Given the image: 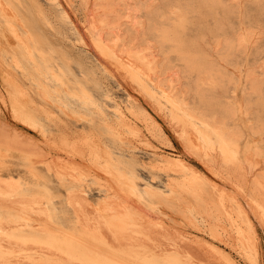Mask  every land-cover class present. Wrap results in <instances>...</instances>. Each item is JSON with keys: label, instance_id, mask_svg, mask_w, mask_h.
Returning <instances> with one entry per match:
<instances>
[{"label": "bare ground", "instance_id": "6f19581e", "mask_svg": "<svg viewBox=\"0 0 264 264\" xmlns=\"http://www.w3.org/2000/svg\"><path fill=\"white\" fill-rule=\"evenodd\" d=\"M16 1L15 4L14 0H0V11L9 12L7 28L23 48L26 58L32 61L37 75L31 74L30 78L34 85L42 88L45 96L51 91L40 77L50 75L63 91L83 103L93 104L101 114H104V106L125 125H130L133 118L142 121L149 126V135L156 136L169 147L174 145L165 129L176 131L175 137L182 151H166L151 144L150 138L137 137V142L143 141L144 145L152 147L150 153L153 155L146 161L148 166L166 176L161 186H154L156 184L140 183L132 171L119 170L103 160L94 139L84 133L75 138L59 133L57 146L54 139L49 144L46 138L32 143L27 139L25 127L39 131L44 137L41 117H47L48 113L41 109L37 115L28 90L4 70L3 80L0 77L4 81V88H0V264H9L20 253L28 264H58L55 256L60 255L67 259V264H173L170 261L173 258L140 255L137 260L132 258V253L138 255V250L144 248L141 241L143 223L164 230L167 220L181 224L182 220L177 222L174 215L170 216L163 209L182 216L194 227L200 222L204 230L201 228L197 232L202 238L211 234L220 239V225L223 231L236 230L239 251L246 255L247 261L255 260L261 245L256 224L264 226V175L252 176L257 157L262 155L264 148L259 142L251 143L248 139L241 143L246 137V128L247 135L259 136L264 141V66L259 72L255 68L247 69L246 86L237 97L238 78L233 76L230 66L237 53L246 50L249 35L240 30V24L235 26L237 2L81 0L84 5L89 4L86 12L90 18L84 22L76 17L68 0H34L40 14L45 18L49 14L58 29L86 47L95 57L99 69L115 81L126 97L116 101L107 91L101 94L102 103L99 104L86 87L87 82L83 84L58 63L35 33L17 28L18 22L24 26L29 20L18 14L22 5L20 0ZM250 1L255 2V8L248 14L250 11H245V16L249 17L250 23L263 22V1ZM256 50L260 51L259 48ZM34 53L40 65L35 61ZM12 61L14 67L24 70L16 56L13 55ZM84 74L81 73L86 79L87 74L86 77ZM61 91V88L53 89L56 95ZM3 108L6 112H1ZM6 113L23 127L17 128V123L9 120ZM108 120L103 118V124L107 126ZM115 123L113 126L117 127ZM124 124L123 127L118 125L126 130ZM115 134L112 133L114 137ZM122 141L120 143L126 145L130 143ZM14 150L20 154L17 164L7 161ZM215 163L229 171L223 172L222 168L216 167L218 172L224 173L222 179L214 176L218 173L214 171ZM225 173H228L227 177ZM55 179L62 183L72 182L69 193L76 187L85 193L83 185L87 189L95 186L100 195L94 205L86 196L81 198L82 194L72 193L67 197L70 204L78 206L82 201H88L93 216L86 213L89 209L79 206L82 210H75L78 225L53 229L47 220L52 221L51 211L58 196L53 186ZM81 206L86 207L85 204ZM33 214L43 216L40 227H36L39 223L35 224V221L39 219L32 217ZM25 229L30 233H24ZM38 229L44 238L39 236ZM177 235L183 240L199 238L191 231ZM227 262L244 264L238 257Z\"/></svg>", "mask_w": 264, "mask_h": 264}, {"label": "rangeland", "instance_id": "374dc122", "mask_svg": "<svg viewBox=\"0 0 264 264\" xmlns=\"http://www.w3.org/2000/svg\"><path fill=\"white\" fill-rule=\"evenodd\" d=\"M230 1L231 2H237V7L235 8L236 12L234 15V23H235L236 28H237L238 24H240V30L249 34L248 39H247L246 50L242 53H237V55L233 59L234 60L233 66H230V70L232 71L233 76L238 78V84H237V88L235 90V93H236L237 97H240L242 94L241 91H243L242 87L246 86V81H245L246 79L245 78H246L247 69L248 68H255L256 71L258 70L257 72H259L260 68H262L261 66L262 65L264 66V60H263L264 59V57H263L264 56V24H263L264 21L260 22V23H254V22L250 23L249 17L245 16L246 15L245 11H250V12H247V14H248L254 10L255 2L254 3H253V1L249 2V0H229V2ZM262 1H263L262 6L264 8V0H262ZM16 2L17 1L14 0L15 4H16ZM19 2L21 3L22 6H21V9L19 10L20 13H18V14L26 17L27 21L29 20V22L26 25L24 24V26L20 25L18 22L17 28L22 32H24V29L25 30L28 29V30H31L33 33H35L37 35V37L39 38V41L43 45H45L48 50L51 51V55L57 60L58 63H60L64 67H66L83 84H85L87 82L85 84L86 87L89 89V91L92 93V95H94L95 99L97 100V102L99 104L102 103L101 94L107 93V91H109L108 94H110V96H112L114 98V100H116V101H120L122 99L124 100L126 98L123 91L121 89H118L115 81L110 76H108L107 74H104L99 69V67L97 66V62L95 60V57H93V55L89 51L86 50V47L79 45V43H77L72 36H70V35L64 33L63 31H61L60 29H58L55 26V24L52 22V19H51L52 17H50L49 14L46 16V18L43 14H40L37 10L38 8L36 7L37 5L34 2V0H20ZM68 2L70 5V8L72 9V11L76 15V17L78 16L80 21L86 22L89 20L90 15L89 14L87 15V12H86V6H88L89 4L84 5L81 2V0L80 1L68 0ZM250 3H252V4H250ZM131 4H133V3H131ZM238 4H239V6H238ZM263 8H262V11L264 12ZM8 10L9 9H7V11ZM237 11H238V13H237ZM7 13H9V12H7ZM7 13H6V11H5V13L0 11V68H1L0 69V77L3 80V76L5 74V71L7 73H9L11 76L15 77L17 79V81L19 83H21L28 90V93L30 94V96L33 100V103H34L32 108L35 109L36 114L38 115L40 113L41 109L42 110L44 109L48 113L47 117H45V118L41 117V120H42L44 127H45L44 128L45 129L44 137L41 136V133L39 131L32 129V128L25 127L26 131L28 132V136H29V137H27V139H29L32 143H34V141L43 140V138H44V140H46V139L48 140L47 142L49 144H50V142L53 143L55 140L54 144H56V146H57V143L59 144V139H57L58 135H61L62 133L63 134L67 133L68 137L71 136L69 138H72L73 136H74L73 138H75L77 135L78 136L79 135L84 136V134L89 135L94 139V141L97 145V149L99 150L100 154L103 156V160L108 161L109 163H111L114 167H116L119 170H122L125 172L132 171L138 177V181L140 183L148 182L152 185L156 184L154 186H161L166 181V179H165L166 176L159 171L151 169L146 162L153 155V153H150V152H152V150H151L152 147L146 146L147 144L144 145L143 141L139 142V140H138V142H137L136 140L138 139L137 137H139V139L140 138L141 139L150 138L149 140L151 141V144H153L154 146H158L159 148H162V149L164 148V150L166 149V151H173L175 149L177 151H182V147L180 146V144L177 141V138L175 137V136H177V135H175L176 131L174 132V130H173V132H172L171 131L172 129H171L168 132V130L165 129L169 139L172 141V144L174 145V147H169L170 145L166 144L164 141H162L158 138L156 139V136L153 137L154 135H152V134H150V135H152V136H150L149 135L150 129H148L149 126H146L142 121H140V120L136 121V119L133 118V120H135V122H133V120H132V123H129L130 125H125L121 121L116 120L117 118L115 116H113V113L109 107H104V106H103L104 114L103 113L101 114L100 112H98V110L96 109V106H94L93 104L83 103L77 97L71 96L70 94L66 93V91H63V88L50 75H45V76L40 77L41 82L44 85H46V87L49 91H51L49 94L46 95L48 97V99H47V97L44 95V93L42 91V88L40 86H36V84L34 85L33 81L30 78L31 74H33V77H36L37 74L34 70V66L32 64V61H29L26 58L23 48L17 43L16 39L13 37V35L9 32V30L7 28L6 19L8 18V16H10ZM44 18H45V21H44ZM45 22H46V24H45ZM255 24H256V26H255ZM255 27H257V28H255ZM74 43H75V45H74ZM77 45L79 47H81L82 49L79 48ZM259 46H261V47H259ZM258 48L260 49V51L256 50ZM256 51H257V53H256ZM13 55L16 56L21 61L22 66H23L22 68L24 69L23 70L24 74H23V71H21V70H19L13 66L14 65L13 61H12ZM34 57H35V61L38 62V64L40 65V60H39L36 53H34ZM89 59H92L91 62ZM85 67H86V69H85ZM18 72H22V73L20 74ZM81 73H83V74L85 73L84 74L85 77L87 74L86 79L81 75ZM243 74H244V76H243ZM23 75H25V76H23ZM1 78H0V88H4V81L2 82ZM97 83H98V85H97ZM31 84L33 87L31 86ZM54 88H61L62 91L57 93V95H56L53 93ZM43 96L46 98L44 99ZM119 97H120V99H119ZM99 98H100V100H99ZM168 108H169V105L167 104V109ZM3 110H4V112H6L5 108H3L1 112H3ZM6 115H8V114L6 113ZM10 116L11 115H8L6 117H8L9 120L13 121V118ZM103 118L109 119L108 121H110V122L107 123V126L103 124V121H102ZM49 120H50V122H49ZM114 121L116 122L115 124H117V127L113 126ZM13 122L17 123V128H18V126H19V128L23 127L22 124H20V122H18L16 120H14ZM110 123H111V125H110ZM136 123L139 125L137 126ZM118 124L121 126H122V124L127 126L126 128L124 126V128L126 130H123V128H122L123 126L120 127ZM129 126H130V128H128ZM108 127H109V129H108ZM131 127H133V128H131ZM113 129H114V131H113ZM115 129H117V131H115ZM128 129H130L131 131ZM133 129H136L135 132ZM128 131H130L129 133L133 132L135 134L131 133L132 134L131 135L128 133ZM247 131L248 130L246 128V137L244 139H242L241 144H244V140L248 139V141H250L251 143L259 142L262 145V147L264 148V141L260 140V137L256 136V135L250 137L249 135H247V133H248ZM116 132H119V133H116ZM124 132H126V133H124ZM151 132H153V131H150V133ZM59 133H61V134H59ZM112 133H113V135L116 133L118 136H116V134H115V137H114L112 135ZM39 136L41 139L39 138ZM46 136H48V137H46ZM122 138H123V141L128 140L130 143H128V145L120 143V141H122ZM125 145L127 147H125ZM46 146H48V145H46ZM136 146L138 148H135ZM84 151H85V149H84ZM19 155H20L19 151L14 150L7 157V161L12 163V164L19 163L18 162L19 161V158H18ZM110 155H111V157H109ZM257 159H258V162L254 166L255 172H254L252 177H255L254 175H256V176L264 175V172H262V169L264 171V151H263L261 156L257 157ZM7 161L5 163H7ZM193 164L195 165V163H193ZM217 166L220 169L222 168L220 164L218 165V163H215V165H214L215 173H217L219 171V168H218V171L216 170ZM14 167H18V165H15ZM7 169H8V167L5 168L4 170L7 171ZM222 169H223V172H229L227 169H224V168H222ZM223 172L221 171V173H223ZM218 173L216 175L214 174L215 178L220 179L221 177L225 176L224 173L222 174V176L220 175L221 174L220 172H218ZM225 174L227 177L228 173H225ZM217 175H219L220 177H218ZM230 177H231V174H230ZM232 178L234 179L233 175L231 177V180H232ZM149 180H151V181H149ZM232 181L235 183L236 180L234 179ZM53 186L55 187V190L58 192V196L55 199V207H53L54 209L51 211L52 214L50 213L51 217H52V221L47 220L48 224L53 229H57V228H61V227H68V226L72 227V226H74L73 224L78 225V223L76 222V216H75V210H78V209H81V210H82V208L83 209H89V210H85L86 213H88V215L90 217L93 216L94 212H93V209H92V206L90 205V203L94 205L96 203L97 197L100 195V193L98 192V189L95 186H91V187L89 186V189H87V186L83 185L82 188L85 190V193H82L81 191L76 190L79 187L73 188L76 192L73 190V191H70L71 193H69L68 188L72 187V182L71 183H65V182L62 183V181L55 179ZM240 186H242V185H240ZM244 188H247V187L244 186ZM72 193H76L77 195L82 194L81 198L83 196H86L90 203L88 201L86 203H84L82 201L79 204V206L82 208H80L77 204H74V205L70 204L67 200V197L69 194H72ZM86 193H88V194H86ZM84 204L86 206L85 208H84V206H81ZM163 210L166 213L168 212L169 215L171 214L170 216L174 215L173 217L177 218L176 219L177 222L182 220L181 222H179L181 224L171 223V220H169V221L167 220L166 221L167 224L164 225L165 226L164 227L165 230H164L162 228L160 229L158 227H154V226H152L146 222L143 223L142 224V230H144V232L142 233L143 236H142L141 241H142L144 248H140L138 250V255H136V253L135 254L132 253L133 260H137L139 258V255H140V256L145 257V258H147V257L161 258V259L173 258L174 260H170V261H172L173 264H229L227 262V260L228 261L231 259L236 260L238 257V260L241 262H244V264H252V262L247 261L246 255H244L245 257L243 256L242 250L239 251L240 242L237 239L238 233L234 229H229L227 231L226 229H228V227H229L227 224L225 225V223H224V227L226 228V226H227V228L225 229L226 231H223L220 228L221 225L219 226V232L222 231L221 232L222 238L220 237V239L219 238L216 239L217 237H215V236L213 237L210 234L212 236L211 237L210 235L206 234L205 237H203L205 240H203V238L201 237V234L199 232H197L198 230L201 231V228H202V230H204V228L200 222L196 221L197 226H195L196 227L195 228L194 224H189L187 219L185 220L182 216L175 214L174 212H172L169 209H163ZM32 217H38L39 220L35 221V224L39 223L38 225H36V227H40V224L42 225V223H43V220H42L43 216L33 214ZM178 219H180V220H178ZM182 222H183V224H182ZM255 222L257 223V221H255ZM179 225H180V227H179ZM181 225L185 226L189 230L188 229L186 230L185 227H184L185 229H183V227ZM256 225L258 226L256 232L261 238V245H260L259 254H257L255 257V261H256V264H264V244H263L264 243V235H263L264 234V232H263L264 226L261 224H258V223ZM166 226H168L169 229H166ZM199 226H200V229H199ZM181 227H182V229H180ZM170 228H172V229H170ZM176 229H177V234H179L182 231H191L195 234H198L199 238L197 240H189L186 238H185V240H183L182 238L178 237L179 235L176 234V231H175ZM38 230L40 231L39 236L44 238V235H43V233H41V230L40 229H38ZM193 230H196V232ZM24 233L29 234L30 231H28V229H25ZM223 233H224V235H223ZM107 237L109 239H111L110 238L111 236H109V234L107 235ZM212 238H214V239H212ZM262 245H263V247H262ZM214 248H216V249H214ZM236 249H238V250H236ZM240 249H241V247H240ZM238 251L241 252V253H239V256H241L240 254H242L241 258H239V256H238ZM21 254L22 253H20L19 255L18 254L15 255L16 257L14 256L13 258H17V259L13 260V258H12V260L14 262L11 260V262L9 264H23V263L28 264V263H26L25 258L23 256H21ZM231 254H233V255H231ZM244 254L248 255V253H246L245 251H244ZM228 255H229V257H228ZM236 255H237V257H236ZM55 257L57 260H59L58 264L69 263L67 261V259L64 258L62 255H60V257H58V256H55ZM228 258H231V259H228ZM18 260L20 261V263H18L19 262ZM22 260H24L25 262ZM15 261H16V263H15ZM134 263H136V262H134ZM45 264H56V262H48ZM136 264H138V263H136Z\"/></svg>", "mask_w": 264, "mask_h": 264}, {"label": "snow or ice", "instance_id": "6c2138e0", "mask_svg": "<svg viewBox=\"0 0 264 264\" xmlns=\"http://www.w3.org/2000/svg\"><path fill=\"white\" fill-rule=\"evenodd\" d=\"M252 264H255V260L253 259Z\"/></svg>", "mask_w": 264, "mask_h": 264}]
</instances>
